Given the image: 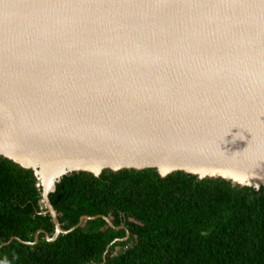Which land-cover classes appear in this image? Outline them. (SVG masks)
I'll return each instance as SVG.
<instances>
[{
  "label": "water",
  "instance_id": "water-1",
  "mask_svg": "<svg viewBox=\"0 0 264 264\" xmlns=\"http://www.w3.org/2000/svg\"><path fill=\"white\" fill-rule=\"evenodd\" d=\"M0 157L264 187V0H0Z\"/></svg>",
  "mask_w": 264,
  "mask_h": 264
},
{
  "label": "trees",
  "instance_id": "trees-1",
  "mask_svg": "<svg viewBox=\"0 0 264 264\" xmlns=\"http://www.w3.org/2000/svg\"><path fill=\"white\" fill-rule=\"evenodd\" d=\"M38 184L0 157V246L13 238L0 264H264V187L156 169L73 173L49 194L61 228L96 218L49 241Z\"/></svg>",
  "mask_w": 264,
  "mask_h": 264
},
{
  "label": "rangeland",
  "instance_id": "rangeland-1",
  "mask_svg": "<svg viewBox=\"0 0 264 264\" xmlns=\"http://www.w3.org/2000/svg\"><path fill=\"white\" fill-rule=\"evenodd\" d=\"M240 186V185H239ZM117 249H119V248H117Z\"/></svg>",
  "mask_w": 264,
  "mask_h": 264
}]
</instances>
